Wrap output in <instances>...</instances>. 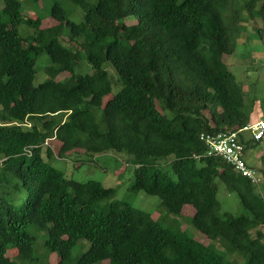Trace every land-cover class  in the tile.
Listing matches in <instances>:
<instances>
[{"label": "trees", "instance_id": "16d2710c", "mask_svg": "<svg viewBox=\"0 0 264 264\" xmlns=\"http://www.w3.org/2000/svg\"><path fill=\"white\" fill-rule=\"evenodd\" d=\"M68 1H54L57 23L41 27L46 16L22 17V0H0V264H48L52 253L57 264H264V164L246 158L264 133L242 129L263 118L250 119L254 103L224 59L249 36L247 23L264 44V0ZM42 52L47 77L34 84ZM83 62L91 71L76 72ZM231 132L259 180L207 154L200 134ZM52 139L59 158L73 148L124 152L131 191L157 195L169 213L191 206L208 244L113 200L114 187L67 177L51 163ZM220 189L248 213H220Z\"/></svg>", "mask_w": 264, "mask_h": 264}, {"label": "rangeland", "instance_id": "374dc122", "mask_svg": "<svg viewBox=\"0 0 264 264\" xmlns=\"http://www.w3.org/2000/svg\"><path fill=\"white\" fill-rule=\"evenodd\" d=\"M54 1H60L64 6L68 7L69 1L62 0H41L40 3H36L30 0H22V17L31 15L35 17L36 15L46 16L41 20V27H47L54 25L57 21L48 16L51 4ZM2 7V2H0V8ZM80 13L79 10H77ZM250 23H247V33L249 36L238 39L236 52L230 56L225 57V61L235 73L234 79L238 86L242 89L243 98L247 106L251 103L250 119L252 118H263L264 119V44L258 39L250 36L251 31ZM18 31L27 35L32 32V28L25 23L18 25ZM64 40H67V36H63ZM49 56L47 53H40L35 59L36 73L34 75L33 83L44 81L47 77L44 70L45 65L48 63ZM108 69L112 81L117 80V75L113 71V67L108 64L106 66ZM76 72L91 71L90 66L83 62L76 69ZM67 72H61L57 75L56 79H61L67 76ZM120 83V82H119ZM119 83L113 84V90L119 88ZM119 86V87H118ZM254 99V102L252 101ZM53 144L54 154L57 155V142L53 139L51 140ZM84 150L81 148H73L71 151L65 153L62 158L54 157L51 159V163L56 168L64 171L67 177L85 181L88 179H94L99 181L102 185L107 187H114L116 193L113 200L123 201L135 208L144 210L152 216V218L159 221L160 224L170 229L172 232L177 234H186L201 240L203 243H207L209 240L206 236L196 230L190 222V216L193 212L191 206H185L180 214L169 213L161 206L160 198L157 195L147 194L144 191H131L129 188L133 179V166L126 164L125 158L126 154L124 152H112L108 151L101 154H95L89 156L83 153ZM42 155L45 157V152ZM260 155H263L260 159ZM246 158L250 165L260 166L264 164V137L247 148ZM217 197L220 203V213L224 211H230L233 215L247 214V209L240 203L239 198L235 192H226L219 190ZM105 203V202H103ZM264 233V226L260 227ZM252 235H255L254 230H252ZM44 237L42 236V239ZM208 244V243H207ZM39 250L41 249V239L39 242ZM87 243L83 248H75L73 256L76 258L84 248H87ZM217 251L222 252L225 259L229 258L236 262L240 261V256L231 254L226 257L224 251L219 248L217 243L211 245ZM14 251H9L8 256L13 257ZM57 256L55 253L50 254L48 258V264H57ZM101 264H106L104 261Z\"/></svg>", "mask_w": 264, "mask_h": 264}, {"label": "built area", "instance_id": "2783aa9c", "mask_svg": "<svg viewBox=\"0 0 264 264\" xmlns=\"http://www.w3.org/2000/svg\"><path fill=\"white\" fill-rule=\"evenodd\" d=\"M242 129H250L255 139L262 137L264 133V120L260 119L254 123L245 125ZM200 138L205 140L207 144V154L215 153L223 157L226 161L234 165V167L251 178L252 181L259 180L254 170L247 167L243 158V147L237 141V134L231 133H216V134H200ZM27 153L28 148L24 149Z\"/></svg>", "mask_w": 264, "mask_h": 264}]
</instances>
